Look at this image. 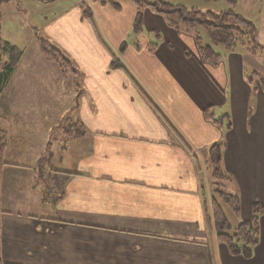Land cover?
Segmentation results:
<instances>
[{"label": "crops", "instance_id": "obj_1", "mask_svg": "<svg viewBox=\"0 0 264 264\" xmlns=\"http://www.w3.org/2000/svg\"><path fill=\"white\" fill-rule=\"evenodd\" d=\"M114 1L119 10L85 2L88 14L79 0L59 1L27 22L26 40L32 27L75 73L61 76L31 44L0 94L9 139L0 168L2 263L264 264V237L249 259L218 241L208 163L220 144L221 190L229 183L234 191L225 192L239 199L234 228L255 203L264 211L261 54L223 46L213 66L192 32L143 7L134 33L135 5ZM23 2L0 11L11 6L31 21ZM255 29L263 47L264 1ZM64 117L84 134L66 136Z\"/></svg>", "mask_w": 264, "mask_h": 264}, {"label": "trees", "instance_id": "obj_2", "mask_svg": "<svg viewBox=\"0 0 264 264\" xmlns=\"http://www.w3.org/2000/svg\"><path fill=\"white\" fill-rule=\"evenodd\" d=\"M10 1L14 0H0V5L3 2ZM130 1L135 5L137 9V14L133 23L134 33H138L142 29L143 7L141 5L145 3L147 6L151 7L153 12L164 16L167 20L168 25L176 31L192 32L202 60L208 62L213 66L217 65L220 62L221 56L214 52L212 46L222 45L226 49H233L237 43H240L244 39V36L250 33H252L253 38L256 40V29L253 24L247 22L243 17L231 10H227L218 14L212 12L201 13L200 11L195 9L188 10L182 6H173L161 0H155L153 3H141L139 2V0ZM225 1L234 4L232 0ZM102 3H107L116 10L120 9V5L114 0L102 1ZM81 9L85 14H88L89 9L86 6L85 2L81 3ZM198 28H201L206 32L208 37V44L202 43L201 37L198 34ZM37 40L39 49L45 60L52 62L54 61L59 64L62 70L66 68L75 73L68 59L56 47H54L49 43V41L41 36L37 37ZM1 55H6L8 57V60L0 68V91L8 83L13 71L19 64L21 52L15 46L0 39V56ZM261 82L262 81H260V83ZM205 117L207 120L212 121L214 124L218 126L221 125V118L215 120L213 116L208 112L205 113ZM75 126L77 128V131L71 137L79 138L84 134L85 129L79 123L75 124ZM72 132L73 130L68 133ZM8 141L9 139L6 132L0 130V168L5 164L3 162V155L7 148ZM208 163L211 173V187L213 195V221L218 241L227 247L230 254L242 256L245 259H249L252 257L253 248L259 242V220L261 216H263L264 211L259 204L255 203L252 206L250 220L248 222L239 223L234 229L231 230V226L224 215L223 206H227L233 213H237V211L239 210V199L237 196L228 194L221 190V186L228 178L221 168L220 144H215L209 149ZM1 212L2 211L0 209V215ZM0 264H3L1 261V257Z\"/></svg>", "mask_w": 264, "mask_h": 264}, {"label": "rangeland", "instance_id": "obj_3", "mask_svg": "<svg viewBox=\"0 0 264 264\" xmlns=\"http://www.w3.org/2000/svg\"><path fill=\"white\" fill-rule=\"evenodd\" d=\"M19 1L21 2V6H23L25 4L23 1H26V0H19ZM28 1L30 4H29V6H27V9H28L27 12H29L31 21H29L25 17V20L23 22L24 17L20 18L18 15L17 16L15 15L16 16V18H15L12 14H16L15 12H17V11L14 12L13 10H10L11 6H4L2 8V10L0 11L1 17H2V22H1V31L2 32L0 31V39L4 42H8L11 45H13V44L18 45L19 47L16 45H13V46H15L21 52V58H22V55H24L25 53H27V54L32 53L31 50L26 52V48L30 47L31 44H32V46L37 45L38 50L41 54V51H40L39 45H38V40H37V37H40L39 34L35 35L36 31L35 30L33 31L32 27H31V31H30L31 36H32V32H35L34 33V40H33L34 42L33 41H27L26 37L24 36L26 34L29 35V32L26 29L27 28L26 27L27 22L29 23V26H30V25H34L33 24L34 20L35 21L42 20L47 14L45 7H47L48 5L55 4L59 1L60 2L66 1L69 3L73 2V0H55V1H53V0L52 1L28 0ZM79 1L81 3L87 2V4H90L92 2V0H79ZM93 1L102 2V1H112V0H93ZM154 1L155 0H139V2H141V3L142 2L153 3ZM161 1L166 2V3L173 5V6H182L188 10L195 9V10L200 11L201 13L212 12V13L218 14V13H221V12H224L227 10H231L234 13L243 17L244 20H246L247 22H249V23L253 24L255 27H257V26H259V20L261 17V9H262V5H263L264 0H232L234 4H232L228 1H225V0H215V1L161 0ZM141 6L142 7H149L145 3H143V5H141ZM149 8H151V7H149ZM242 29H243V27H242ZM197 30H198L199 36L201 37L202 43L208 44V37H207L206 32L201 28H198ZM21 31L23 32L22 35L20 34ZM236 46L240 47V48H238V50H241V46L242 47L244 46V48H246L247 51H249L251 54H259L260 53L261 54L260 55L261 61L264 63V45H263V47H261L257 43V41L253 38L252 33L244 36V39L240 43H237ZM212 47H213L214 52L219 54L220 53L219 49H222L223 46L217 45V46H212ZM41 56H42V54H41ZM0 57H1V59H0V68H1L2 65L4 63H6V61L8 60V57L6 55H1ZM21 58H20V61H21ZM42 58L45 60V58L43 56H42ZM45 61H47V60H45ZM47 62H51L53 64H56L60 69L59 73L63 77L68 76L69 74L73 73L71 70L66 69V68H64L63 69L64 71H63L62 68L59 66V64L54 62V61L53 62L47 61ZM77 79H78V77H77ZM74 87H75V91H76L78 88V84H76V79H75ZM4 88L0 91V94L4 90ZM59 126L64 127V130H65L64 132H65L66 136H68V137H71L77 131L76 126L74 125V123H71V121L69 120L68 117L67 118L64 117L62 119V121H60ZM71 130H73V132L68 133V132H71ZM11 149H13L12 146H11ZM45 156H48L47 151H46ZM225 191L232 193L234 190L231 186L229 187V183H228V184H226ZM224 214H225L228 222L231 225V230L234 229V226L241 220L239 218V215L237 216L227 206H224ZM261 218L259 220V228H260L259 241H261V239L264 237V226L261 223Z\"/></svg>", "mask_w": 264, "mask_h": 264}]
</instances>
